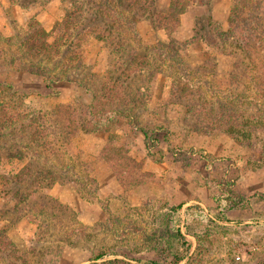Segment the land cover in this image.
Here are the masks:
<instances>
[{
	"label": "rangeland",
	"instance_id": "374dc122",
	"mask_svg": "<svg viewBox=\"0 0 264 264\" xmlns=\"http://www.w3.org/2000/svg\"><path fill=\"white\" fill-rule=\"evenodd\" d=\"M25 1L0 0L3 48L18 49L28 18L51 32L63 16L65 7L60 0ZM158 3L165 9L169 0ZM206 4H192L181 16L183 26L172 36L185 42L182 54L188 65L203 64L215 72L217 85H223L235 58L215 51L209 40L217 28L226 29L232 0H207ZM206 18L212 24L210 33L202 32L196 38L194 23L206 31ZM138 30L145 44L167 39L144 20L138 23ZM77 58L79 68L57 70L56 76L66 72L70 81L55 80L48 88L44 78L0 60V84L11 85L26 110H50L57 103L99 104L109 50L86 36ZM132 85L131 92L140 93L133 97L137 104L128 113L129 119L119 120L108 132L80 131L72 139L95 181V200L82 198L71 185L56 184L48 192L53 200L44 212L37 210L42 199L35 201L37 208L16 212V201L9 195L14 186L5 188V178L20 163L11 159L0 162V229L10 242L1 247L0 264H104L106 260L173 264L179 257V264H258L263 260L264 133L258 134V140L248 141L207 130L199 121L196 103L190 112L171 97V79L165 74L149 77L145 91L136 82ZM111 135L115 137L113 146L125 158L121 162L124 171L119 174L100 158ZM227 192L241 198V203L221 199L227 198ZM110 250L113 257L98 259Z\"/></svg>",
	"mask_w": 264,
	"mask_h": 264
},
{
	"label": "trees",
	"instance_id": "16d2710c",
	"mask_svg": "<svg viewBox=\"0 0 264 264\" xmlns=\"http://www.w3.org/2000/svg\"><path fill=\"white\" fill-rule=\"evenodd\" d=\"M60 1L65 7L63 16L54 23L52 31H43L32 18L17 50L0 45L1 63L44 78L48 88L55 80L70 81L66 72L56 76L57 70L79 68L77 50L89 36L102 43L110 54L109 67L98 91L103 98L99 104L57 103L50 110H26L21 108L24 102L13 87L0 84V162L11 159L20 163L18 170L5 178V188L14 186L9 195L16 201V212L37 208L34 203L39 199L42 200L37 210L44 212L53 200L48 192L56 184L71 185L82 198L95 200L92 195L95 181L81 161V151L73 147L72 139L80 131L108 132L119 120L129 119L128 113L137 104L133 97L140 93L131 92L132 83L147 89L146 80L155 74L170 77L171 97L176 103H183L190 112L191 105L196 103L199 121L207 130L248 141L258 140V134L264 133V0H232L226 29L217 28L215 35L210 36L211 48L235 58L225 86L217 85L215 72L203 64L194 68L188 65L182 54L185 42L172 36L187 9L192 4L207 6V0H169L165 9L159 7L158 0ZM141 20L147 21L154 31L164 32L167 39L157 38L145 44L138 30ZM211 26L207 20L206 31H200L195 22V37L202 32L210 33ZM140 132L147 137L145 130ZM114 138L113 135L107 138L100 158L119 174L124 171L121 162L125 158L113 146ZM225 195L227 198H221L224 201L241 203V198L228 192ZM176 232L186 245L180 230ZM8 243L0 229V252ZM7 251L10 253V249ZM105 255L115 254L110 250L97 257ZM181 260L179 257L173 264ZM257 263L264 264V258ZM104 264L125 263L106 260Z\"/></svg>",
	"mask_w": 264,
	"mask_h": 264
},
{
	"label": "crops",
	"instance_id": "0c3cea01",
	"mask_svg": "<svg viewBox=\"0 0 264 264\" xmlns=\"http://www.w3.org/2000/svg\"><path fill=\"white\" fill-rule=\"evenodd\" d=\"M51 1H54V0H51ZM59 3H60V2H59ZM186 13H188V12H185L182 16H185ZM32 18H33V17H32ZM32 18L30 17V18H28L27 20L30 21ZM180 25L183 26V19H182L181 17H180ZM181 26H180V27H181Z\"/></svg>",
	"mask_w": 264,
	"mask_h": 264
},
{
	"label": "built area",
	"instance_id": "2783aa9c",
	"mask_svg": "<svg viewBox=\"0 0 264 264\" xmlns=\"http://www.w3.org/2000/svg\"><path fill=\"white\" fill-rule=\"evenodd\" d=\"M237 259H239V257H237Z\"/></svg>",
	"mask_w": 264,
	"mask_h": 264
}]
</instances>
